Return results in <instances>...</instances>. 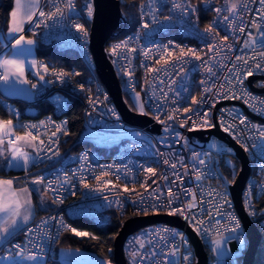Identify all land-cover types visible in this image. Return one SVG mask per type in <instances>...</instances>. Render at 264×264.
Wrapping results in <instances>:
<instances>
[{"label": "built area", "instance_id": "built-area-1", "mask_svg": "<svg viewBox=\"0 0 264 264\" xmlns=\"http://www.w3.org/2000/svg\"><path fill=\"white\" fill-rule=\"evenodd\" d=\"M67 2L68 0H41L37 15L33 17L34 22H27L23 35L33 38L37 47L75 53L83 70L76 65L67 67L52 58L38 56L35 72L28 75L30 83L36 85L29 102L14 100L4 95L0 89V106L9 115L16 132L24 134L31 131L39 138L36 143L40 152L37 154L33 148L30 169L36 168L39 171L36 177L44 178L42 185L55 203L53 208L39 213L20 233L2 244L0 264L10 252L11 255H16L20 251L15 245H22V256L34 253L35 256L44 257L47 264L51 263L57 259L56 245L61 234L75 228L74 219L86 217L99 226H107L116 216L143 214H137L140 207L137 194L144 195L143 207H148L157 202L154 195L148 194L157 187L164 204H167L169 190L177 193L178 200L174 198L173 207L186 205L192 194L196 196V207L190 212L197 220L204 221L199 225L200 231L196 230L195 222L191 219L185 220L177 216L199 236L207 252L208 264H241L251 232L243 225L234 205L230 187L236 175L231 179L229 170L222 162V154L226 150L215 139L223 141L211 135L209 140L214 147L201 148L197 146L198 139L191 132L212 127L189 131L191 122L181 127L180 120L192 115V120L199 123L196 115L182 111L183 108L193 106L201 114L210 113L209 119L213 125L215 116L222 131L221 123L225 126L236 125L234 134L223 132L243 147L250 160V174L242 189L243 206L252 221L257 225H264V137L260 136V131H264V113L253 111L241 99H219L214 94L216 86L225 82L224 78L229 75L228 69L236 62V56H251L252 48L264 50L261 47L264 37L250 27V21L256 20L264 28V21L258 15L261 5L257 2L249 3L243 9L242 16L238 13L232 17L233 22L229 23L223 20L224 16L230 15L226 10L225 0H136L135 21L123 34L126 26L121 24L122 31L106 43V49L124 93H129L131 99L133 92L140 93L146 115L161 126V130L157 132L125 121L98 74L90 49L95 0H72L75 6L72 10L66 7ZM86 4H91V16L88 15ZM175 4L183 7L190 5L196 11L185 12L183 7L174 8ZM55 7L63 10L62 17L47 18L38 15L39 11L46 14L52 12ZM217 8L224 10L218 14ZM145 23L149 24L148 28L143 27ZM210 23L219 34L215 40L212 35L204 32ZM241 23L246 26L243 34L236 30ZM77 24L84 25L87 29L86 36L77 30ZM248 32L252 33L257 44L245 49L243 41L248 38ZM0 34L5 42L1 52L13 48L15 39L6 33L5 26L0 27ZM224 36L228 37L224 43L232 44L233 47L221 49L222 62L220 58L210 61L214 75L205 71L206 66L201 61L191 57L179 62L171 60L168 65L156 64L163 46L169 45V42L170 51L178 54L179 48L176 46L179 45L180 48L195 49L202 59H206L207 44L220 43L219 37ZM125 40H129L128 48L136 51L129 52L125 49L119 56L112 55L109 51L111 46ZM144 52H148V57L144 56ZM43 66H47L49 70L45 72ZM147 68H161L162 71L148 72ZM53 69L56 73L68 75L57 78ZM128 72H132L131 77L127 75ZM256 75L264 76V71L255 72L252 76ZM41 76L44 77L43 80L40 79ZM249 77L245 80L244 87L258 98L250 100V104L260 108L259 100H264V90L257 88H263L260 86L263 83L259 81L264 80L256 79L250 85ZM201 81L207 83L202 84ZM205 87L213 88V92L205 93ZM163 93H167V96ZM201 93L204 95V102L192 105V97L199 99ZM73 99H78L83 109V121L77 141L84 142L86 146L63 150L70 129L66 113ZM90 100L92 103H89ZM223 102L230 103L222 104ZM44 103H49L51 110L41 113L40 108ZM174 109L181 111L176 114V120L168 121L167 116ZM156 116L165 123L155 119ZM241 117L247 118L246 125L239 123ZM41 121L44 122L43 125ZM32 125L36 127L31 128ZM56 125L61 126L60 132H56ZM53 132H56L54 137L51 136ZM175 133L180 136L177 137ZM206 136L207 133L202 134V137ZM49 137L52 142H49ZM39 140L44 141L43 146L39 145ZM226 146L228 151L234 152L231 146ZM48 148L52 150L48 151ZM164 159L169 160L168 165L163 163ZM199 159H203L205 164L200 165ZM171 163L177 164L175 170L170 167ZM149 167L156 169L155 176H149L146 172ZM102 172L109 173L102 180H111V184L102 186L96 181L95 177ZM173 172L179 174L181 179L177 180ZM198 172L202 176L200 180L196 179ZM117 175L120 176L119 181L116 180ZM163 175H167L168 180H163ZM146 177L147 192L141 187ZM153 180L156 181L155 184L152 183ZM85 184L90 187H85ZM125 185L132 191L125 192ZM188 189L192 192L188 193ZM221 196L228 201L227 204ZM217 205H220V215L215 211ZM152 213L149 208V214ZM155 213L168 214L163 209ZM229 215L235 219H229ZM217 221L220 223L217 224ZM28 229L32 231L29 232ZM164 229L175 230L179 235L174 236L172 231L166 232ZM181 237L186 244L181 242ZM218 239L223 241V254L219 253L215 244ZM140 241L145 244V248H139ZM174 246H179L175 256L170 254ZM123 250L128 264H132L130 253L133 250L141 254L156 252L154 257L149 255L148 259L143 262L137 260L136 264H188L183 257L189 253L190 264H196L195 249L186 230L167 222L152 223L130 233ZM109 252L113 254V248Z\"/></svg>", "mask_w": 264, "mask_h": 264}, {"label": "snow or ice", "instance_id": "snow-or-ice-1", "mask_svg": "<svg viewBox=\"0 0 264 264\" xmlns=\"http://www.w3.org/2000/svg\"><path fill=\"white\" fill-rule=\"evenodd\" d=\"M257 2L261 5V9L258 11V15L260 17L261 21H264V0H225L226 10L229 12V16H224L223 20L229 23H232V17H235L238 13L242 16L243 9H246L249 3ZM39 7V0H15V6L12 8L10 13L11 18V24L8 27V33L10 36H12L15 39V45L14 48H20L24 44L32 45L35 43L33 39L26 38L23 35V25L26 22H34L33 17L37 15V9ZM66 7L69 10H72L75 6L72 2V0H68ZM85 7L88 9V15L91 16L93 9L91 7V4H86ZM183 6L181 4H175L174 8H182ZM183 10L185 12H195L196 9L192 8L190 5L188 7H183ZM224 9L217 8L216 12L219 14ZM38 15L40 17L47 18H53V17H62L63 16V10L60 7H55V10L49 13H45L43 11H39ZM154 19V18H153ZM167 19V18H166ZM77 30L81 33H83L85 36L87 35V29L82 24H77L75 26ZM143 27L148 28L149 24L145 23ZM250 27L255 28L259 35L261 37H264V28H262L261 24L258 23L256 20L250 21ZM239 33H245L246 32V26L241 23L240 26L236 29ZM205 34L212 35L213 40H215L218 37V33L216 31V28L213 26L212 23L208 24L204 29ZM15 34H19L18 38L15 36ZM248 38L243 41V45L245 49L252 48L253 45L257 44V40L253 37L251 32L247 33ZM131 38H129L130 40ZM129 40L121 41L119 43L114 44L109 49L110 53L114 56H119L125 49H127L129 52H135L136 49H129L128 43ZM220 43H210L207 44L208 53H211V55H208V53H205L206 59H202L201 55L196 52L195 49L188 48H180L179 45L176 47L179 48V53H175L173 51L169 50V45L171 42H169V45L163 46V51L160 54V58L156 60V64L160 65L163 63L164 65H168L169 61H184L186 57H191L197 61H201L203 65H205V71L209 74L214 75L213 67L210 63V61L216 60L218 58L221 59V62L223 60V56L221 53L222 48H228L231 49L233 47L232 44L224 43L228 40L227 36L219 37ZM262 48H264V43L261 45ZM253 54L251 56H236L235 57V63H233L232 68L228 69L229 75L224 78L225 82L222 84H219L216 86L215 95L219 99H241L246 105H249L253 111H259L261 113H264V100H259V104L261 105L260 108H257L255 104H250V100H256L257 97L252 96L250 92H248L245 87V80L247 77L254 75L255 72H261L264 71V50L257 51L255 48H252ZM145 57H148V52L143 53ZM33 65H35V61H32ZM222 66L226 67V65ZM44 71L47 72L49 69L47 66H43ZM0 69H3V74H0V81H4L5 83H8L10 80V77L15 76L16 79H19L24 74V61L14 59V58H8L4 57L0 59ZM148 72H155L159 73L162 71L161 68H147ZM54 74L57 75V78H62L65 75H68V73L59 72L56 73L53 69ZM78 75V73H77ZM128 76H132V72L127 73ZM41 80L44 79L43 76L40 77ZM26 82V81H22ZM147 83V81H146ZM162 83V81H161ZM202 84L207 83L206 81H201ZM261 87H264V84L260 85ZM33 88L36 87L35 84L32 85ZM83 88V85L80 86ZM205 93H212L213 88L205 87L204 88ZM164 96H167V93H163ZM136 99L139 101L140 99V93H136ZM204 95L201 93V97L198 99L196 96L192 97V105H200L204 102ZM89 103H92L90 100ZM138 110L142 114H146L144 111V104L139 103L138 104ZM180 109H174L171 114L167 116L168 121H174L176 120L177 116L176 114L180 112ZM183 113H191L193 115L197 116V119L199 123L196 120H192V115H187L184 118L180 120V126L185 127L189 125L191 122V127L188 129L189 131H192L197 128H204V127H214L209 119L210 113L205 112L201 114L196 108L193 106H189L182 109ZM231 111V110H229ZM238 115V114H237ZM155 119L159 120L162 124L165 123V121L160 120L159 116H156ZM239 123L241 125H246L248 123L246 117H241ZM41 124L43 125L44 122L41 121ZM31 128H35V125L30 126ZM221 127L224 132L232 133L234 134V129L236 128L235 124L227 125L225 126L223 123H221ZM13 122L11 120H0V146L4 145L5 143V137H12L15 136L14 139L9 138L7 140L8 145V151L10 152V159L7 160V164L9 166L13 165V162H15L16 166L21 165V161L23 163V167L27 168L30 159L31 154L29 152L23 151L18 144L23 143L25 145H30L32 148L36 149L37 154L40 152V148L37 146L36 141L39 139L38 136L33 135L31 131H26L23 135H18L13 132ZM167 130V129H166ZM61 131V126L56 125V132ZM56 132H53L51 136H56ZM66 134V133H65ZM177 137L180 136L179 133H175ZM260 136L264 137V131H260ZM49 142L51 141V137H49ZM39 145L43 146L44 141L39 140ZM48 151H51V148L47 149ZM5 152V149L3 147H0V155H3ZM86 158V156H85ZM163 163L168 165L169 160L164 159ZM198 163L200 165L205 164V161L203 159H199ZM195 166V165H194ZM170 167L175 170L177 168L176 163H171ZM146 172L149 174V176H155L156 169L154 168H147ZM109 173L102 172L101 175L96 176V181L100 182L102 186H106L111 184V180H102V177L108 176ZM173 175L176 176V179H181L180 175L176 172H173ZM202 178L201 174L198 172L196 175V179L200 180ZM43 177H38L36 180L33 181V183H42ZM163 180H168L167 175L162 176ZM116 180H120V176H116ZM17 178H11V179H5L0 177V242L6 241L8 236L13 234V232L18 228L20 223H26L31 219L32 215V202L30 199V191L29 188L24 187H17L16 185ZM153 184L156 183L155 180L152 181ZM147 177L145 179V183L141 184L142 188H145V192H147ZM85 187H90V185L85 184ZM113 187H116L113 185ZM125 192L132 191L129 189L126 185L124 186ZM188 193H191L192 190L188 189ZM149 195H154L156 198V203L148 205V207H143L144 204V195L137 194L139 196V204L140 207L137 210V214L143 213L144 215L149 214V208L153 213L158 212L159 210H166L169 215H179L183 217L185 220L191 219L195 222L194 226L196 227L197 231H200L199 225L203 224V220H197L195 216H192L190 210L196 207L194 201L196 200V196L192 194L191 200L181 207H173L174 198L178 200L177 193L172 192L171 190L168 191V200L167 204H164L160 200V192L159 187L157 189H153L151 193H148ZM211 196L212 193H209ZM217 195H221L220 193H217ZM221 199L225 204L228 203L226 199L221 196ZM134 204L136 201L133 202ZM220 205H217L215 208L216 214L220 215L219 211ZM229 219H235L234 216L229 215ZM217 224L220 222L217 221ZM237 227H239V224L237 222ZM72 232H74L76 235L79 236H87L89 233L86 232H78L75 228L70 229ZM29 232L32 231V229H28ZM160 230H157L159 232ZM163 231H172L173 235H179L175 230H169L164 229ZM235 231V229H233ZM93 239H96L95 236L92 237ZM181 242L183 244H186L187 242L181 237ZM223 243L222 240L218 239L215 241V244L217 247H219ZM139 248L143 249L145 248V244L140 241L139 242ZM15 248L20 249V251L16 252V256H22L23 254V247L22 245H15ZM179 249V246H174L170 252L171 255L175 256L177 251ZM132 257V264H136V261L139 260L143 262L145 259L149 258V255L154 257L156 255V252L153 251L150 254H141L140 252L133 250L130 253ZM9 256H11V252L9 253ZM190 256L191 253L188 255H185L183 257L184 261H187L188 264H190ZM27 259L34 260L36 259V256L34 253H29V255L26 257ZM7 259V258H6ZM103 264H112L111 260L104 261Z\"/></svg>", "mask_w": 264, "mask_h": 264}, {"label": "water", "instance_id": "water-1", "mask_svg": "<svg viewBox=\"0 0 264 264\" xmlns=\"http://www.w3.org/2000/svg\"><path fill=\"white\" fill-rule=\"evenodd\" d=\"M127 24V17L121 8V0H95L94 18L90 28V49L93 54L98 74L101 80L106 85L119 113L122 118L132 124L147 127L152 131L159 132L161 126L154 120L140 112L135 111L128 103L124 91L122 89L119 77L115 68L108 56L106 43L113 37H116ZM256 79L264 80V76H251L248 83L251 85ZM264 90L257 88V90ZM230 103L223 102L222 104ZM215 126L207 130H196L191 132L198 141L197 146L201 148H213V143L209 140L211 135L231 146L232 152L239 160L240 168L235 176V179L230 187L234 205L240 215L243 225L250 230L251 234L248 237V244L243 256L241 264H254L259 245L262 240V232L259 226L251 220L244 209L242 202V189L250 174V160L247 153L241 145L234 141L219 127L218 121L214 116ZM203 133H207L206 137H202ZM219 150V148H216ZM156 222H167L178 226L180 229H185L195 249L196 264H208L207 252L199 238V236L190 228L183 219L177 215H169L163 213H152L148 215L139 214L127 218L120 227L117 235L114 238L113 260L115 264H128L123 250V245L128 235L138 229Z\"/></svg>", "mask_w": 264, "mask_h": 264}, {"label": "trees", "instance_id": "trees-1", "mask_svg": "<svg viewBox=\"0 0 264 264\" xmlns=\"http://www.w3.org/2000/svg\"><path fill=\"white\" fill-rule=\"evenodd\" d=\"M14 6V0H0V27L7 26L10 12ZM121 8L123 13L127 17V25L123 29L122 34L127 31L130 25V17L136 16V0H121ZM38 56H43L46 58H52L55 62L60 63L63 66L76 65L81 70L83 67L81 66V62L79 57L71 52H57L53 51L49 47L39 46L37 47ZM129 105L134 109H136L135 104L133 103L131 96L129 93H124ZM48 110H51V106L49 103H44L41 105L40 112L44 113ZM69 121V132L67 135V139L63 144V150L66 148H79L82 146H86L84 142L77 141L79 132L81 130L82 121H83V109L81 102L78 99H73L67 113H66ZM0 117L1 118H10L7 112L0 106ZM230 156L231 163L227 161V156ZM222 162L223 165L229 170V174L231 179L234 178L236 173L240 168V163L238 158L230 151H225L222 154ZM264 202V200H263ZM135 216V213H128L126 216H116L113 219V222L107 226H99L91 219L82 217L73 220V226L75 228L80 229V231H84L89 233L87 236H79L72 232L70 229L65 230L56 245L57 252L60 248H78L86 251H93L99 256L109 257L113 260V254L109 252L110 248H113L114 238L117 235L122 223L129 217ZM262 232V240L259 245V249L256 255V260L254 264H264V225H258ZM95 236L96 239L92 237ZM58 254V253H57ZM114 262V260H113ZM60 264V263H54ZM232 264V263H227ZM240 264V262L238 263Z\"/></svg>", "mask_w": 264, "mask_h": 264}, {"label": "crops", "instance_id": "crops-1", "mask_svg": "<svg viewBox=\"0 0 264 264\" xmlns=\"http://www.w3.org/2000/svg\"><path fill=\"white\" fill-rule=\"evenodd\" d=\"M41 0H39L40 3ZM15 6V0H14ZM13 6V7H14ZM11 13V12H10ZM11 24V18H9L6 28V33H8V27ZM27 22L23 25V28ZM18 38L19 34H15ZM25 36V35H24ZM26 38L33 39L29 36H25ZM34 40V39H33ZM35 41V40H34ZM4 38L3 35L0 34V59L4 57L14 58L18 60L24 61V74L19 79H16L15 76L10 77L8 83L4 81H0V89L2 93L14 100L27 103L33 97V87L28 79V75L32 72H35L38 62V52H37V44L36 42L32 45L24 44L20 48H10L9 50L4 49L2 52V48H4ZM15 45V43H14ZM32 61H35V65H33ZM0 73L3 74V69H0ZM26 81V82H22ZM0 120H11L10 118H1ZM12 121V120H11ZM13 132L18 135H23L19 132H16L15 128H13ZM12 137H15L14 135ZM12 137H5L4 145L0 146L5 149L3 155H0V177L5 179H11L12 176L17 178L16 185L17 187H28L30 191V199L32 202V215L31 219L26 223H20L18 228L13 232V234L9 235L7 240L20 233L21 230L31 222L39 213L44 212L50 208L55 206L54 201L50 197V194L44 189L42 183H33L34 180L37 179V173L39 172L36 168L30 169L33 148L30 145H25L23 143H19L18 146L26 152L31 154L30 162L27 168L23 167V163L21 161L20 166H16L15 162H13L12 166L7 164V160L10 159V152L8 151L7 140ZM0 242V248L4 243ZM89 253V251H87ZM57 259L48 264L60 263V264H96L95 260H91V256L85 255L86 250L73 249L70 253L65 254L66 256L60 255L59 251L57 252ZM76 256H75V254ZM90 254V253H89ZM27 256H6L1 264H46V260L42 256H36V259L30 260L26 258ZM7 258V259H6Z\"/></svg>", "mask_w": 264, "mask_h": 264}, {"label": "rangeland", "instance_id": "rangeland-1", "mask_svg": "<svg viewBox=\"0 0 264 264\" xmlns=\"http://www.w3.org/2000/svg\"><path fill=\"white\" fill-rule=\"evenodd\" d=\"M135 19H136V16L135 17H130V25L135 21ZM259 83H263L264 84V82H262V81H259ZM136 93H139V92H133L132 93V101H133V103L135 104V106H136V109H137V111L138 112H140L139 110H138V104L139 103H143V101H142V98H141V95H140V99H139V101H137V99H136ZM144 111H145V107H144ZM215 139V138H214ZM215 141L221 146V148L222 149H225L226 151H228V147L226 146V144H224L223 142H220L219 140H217V139H215ZM227 161L229 162V163H231L232 164V162H231V158H230V156L228 155L227 156ZM79 232H84V231H79ZM73 249H75V248H60L59 249V253H60V255H63V256H66L65 254H67V253H70V251L71 250H73ZM77 249V248H76ZM80 250H82V249H80ZM218 250H219V253L220 254H223L224 253V248H223V246L222 245H220L219 247H218ZM90 253V254H89ZM89 253L86 251V253H84L85 255L87 254L88 256L90 255L91 256V260H95V262H96V264H103V262L104 261H107V260H111V262H112V264H115L114 262H113V260L111 259V258H107V257H104V256H99V255H97L95 252H93V251H89ZM75 254V253H74ZM75 256H76V254H75ZM77 257V256H76ZM46 264H47V262H46Z\"/></svg>", "mask_w": 264, "mask_h": 264}]
</instances>
